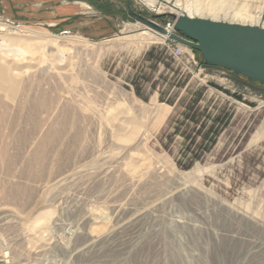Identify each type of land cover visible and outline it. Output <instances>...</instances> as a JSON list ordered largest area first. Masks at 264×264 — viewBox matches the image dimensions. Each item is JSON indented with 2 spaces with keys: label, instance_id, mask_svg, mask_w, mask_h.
Segmentation results:
<instances>
[{
  "label": "rangeland",
  "instance_id": "obj_1",
  "mask_svg": "<svg viewBox=\"0 0 264 264\" xmlns=\"http://www.w3.org/2000/svg\"><path fill=\"white\" fill-rule=\"evenodd\" d=\"M60 1L85 4L63 21L69 29L0 8V26L34 37L39 52L0 91V264H264V136L251 141L264 83L171 37L149 42L155 29L126 12L129 2L162 28L182 9L244 25L264 0ZM46 37L71 61L63 72L43 54ZM119 111L137 124L125 146L106 120ZM40 209L54 241L34 253L20 219ZM92 217L110 229L82 254L61 250L58 236L77 225L75 240ZM218 238L229 246L212 261Z\"/></svg>",
  "mask_w": 264,
  "mask_h": 264
},
{
  "label": "bare ground",
  "instance_id": "obj_2",
  "mask_svg": "<svg viewBox=\"0 0 264 264\" xmlns=\"http://www.w3.org/2000/svg\"><path fill=\"white\" fill-rule=\"evenodd\" d=\"M181 11L184 12V14L186 13L185 9H182ZM179 14H183V13H179ZM241 21L242 24L258 25L264 28V6L255 15H249L246 17L242 16ZM163 29L164 32H160L158 30H150L151 32L148 33L149 36L148 41L151 42L152 40H157V39L165 40L169 38L170 35L172 34L171 30L169 28H163ZM131 38H132L131 40L139 39L140 42H142L144 39V37L141 35L140 36L132 35ZM41 43H43L45 47L43 54L46 55L47 57H51L55 59V65L53 66L54 71L63 72L65 70L64 68L65 65L69 66L71 64V61L67 59V56L64 54L63 50L59 49L58 45H56L53 38L46 37V40L45 41L43 40ZM38 54H39L38 46L36 44V40L34 39V37L30 35L25 36L24 34L18 31H11L10 28L0 26V56L3 57L4 62L7 61L6 63L7 66L4 67V70L9 74L7 78H3L2 73L0 72V91L6 89L9 90V92H11L14 87L13 85L18 81V78L22 70L27 69L30 65L36 63ZM158 117L159 116L157 113V118ZM106 120L111 124V127L113 129V136H114L113 138L116 144L119 146H125L126 144H128L137 125L133 123L134 121L133 119L130 118L128 112L124 113L123 111H119L108 114ZM145 164L146 162H140L138 164L139 165L138 167L140 169H145ZM136 174L137 173H135V175ZM138 175H141V173H138ZM60 178L62 179V177ZM47 213L48 210L40 209L35 212V215L32 218L20 219V225L23 229L22 238L26 245L25 248L29 252L37 253L38 251L41 250L43 251L44 248H49L53 246V241H54L53 236L45 232V229L46 230L48 229L47 227L45 228V226H47L46 223L49 224V222H47L43 218L44 215ZM178 221L182 222V220L180 219ZM97 223H98L97 219L92 217L82 227L81 230L82 234L77 236V238L73 241L70 238L72 233L78 231L79 226L77 225L71 231L70 235L62 234V236H58L61 250H63L65 253L68 254L84 253L91 242L95 241L97 238H100L105 232H107L106 229H110V227L107 224H97ZM211 241L212 244L214 243L213 245H211L213 252L211 255L213 261L214 259L219 258L218 257L219 254L222 253L224 249H226L229 246V244L226 242L225 238H218V240H216L215 242L214 240Z\"/></svg>",
  "mask_w": 264,
  "mask_h": 264
},
{
  "label": "water",
  "instance_id": "obj_3",
  "mask_svg": "<svg viewBox=\"0 0 264 264\" xmlns=\"http://www.w3.org/2000/svg\"><path fill=\"white\" fill-rule=\"evenodd\" d=\"M126 12L140 23L164 32V29L131 10ZM174 30L188 40L171 34L170 37L200 52L208 65L221 66L248 80L264 83V28L237 25L179 14L174 19Z\"/></svg>",
  "mask_w": 264,
  "mask_h": 264
},
{
  "label": "crops",
  "instance_id": "obj_4",
  "mask_svg": "<svg viewBox=\"0 0 264 264\" xmlns=\"http://www.w3.org/2000/svg\"><path fill=\"white\" fill-rule=\"evenodd\" d=\"M83 2H64L60 0H0V8L4 6L6 10L17 9L18 13L27 16L32 21H41L51 26L60 25L69 16L85 13ZM88 7V6H87ZM8 13V12H7ZM63 28L67 23L63 22ZM84 23L81 22L80 25ZM69 29L70 27H66ZM65 28V29H66ZM264 136V125L260 132L251 140L256 141Z\"/></svg>",
  "mask_w": 264,
  "mask_h": 264
},
{
  "label": "built area",
  "instance_id": "obj_5",
  "mask_svg": "<svg viewBox=\"0 0 264 264\" xmlns=\"http://www.w3.org/2000/svg\"><path fill=\"white\" fill-rule=\"evenodd\" d=\"M165 28H169L171 30L173 28V26H171L170 23H167V25L165 26Z\"/></svg>",
  "mask_w": 264,
  "mask_h": 264
}]
</instances>
